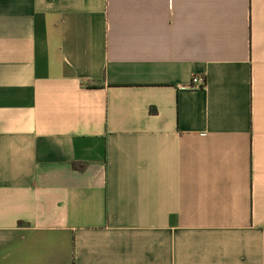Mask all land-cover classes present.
<instances>
[{
    "label": "crops",
    "instance_id": "obj_1",
    "mask_svg": "<svg viewBox=\"0 0 264 264\" xmlns=\"http://www.w3.org/2000/svg\"><path fill=\"white\" fill-rule=\"evenodd\" d=\"M0 264H264V0H0Z\"/></svg>",
    "mask_w": 264,
    "mask_h": 264
},
{
    "label": "built area",
    "instance_id": "obj_2",
    "mask_svg": "<svg viewBox=\"0 0 264 264\" xmlns=\"http://www.w3.org/2000/svg\"><path fill=\"white\" fill-rule=\"evenodd\" d=\"M204 86V79L200 76H195L192 83L188 86L189 88H200Z\"/></svg>",
    "mask_w": 264,
    "mask_h": 264
}]
</instances>
